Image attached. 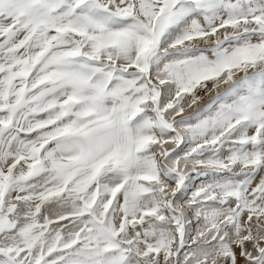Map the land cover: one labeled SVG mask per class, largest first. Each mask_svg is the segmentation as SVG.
I'll return each instance as SVG.
<instances>
[{"label": "snow or ice", "instance_id": "obj_1", "mask_svg": "<svg viewBox=\"0 0 264 264\" xmlns=\"http://www.w3.org/2000/svg\"><path fill=\"white\" fill-rule=\"evenodd\" d=\"M0 264H264V0H0Z\"/></svg>", "mask_w": 264, "mask_h": 264}]
</instances>
